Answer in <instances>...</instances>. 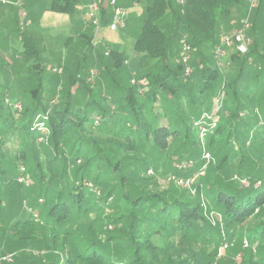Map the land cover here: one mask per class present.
I'll return each instance as SVG.
<instances>
[{
    "label": "trees",
    "instance_id": "obj_1",
    "mask_svg": "<svg viewBox=\"0 0 264 264\" xmlns=\"http://www.w3.org/2000/svg\"><path fill=\"white\" fill-rule=\"evenodd\" d=\"M243 2L185 0L176 24L163 28L172 4L155 0L134 46L154 64L112 96L109 112L81 114L71 91L50 103L37 95L20 111L0 94V241L31 245L32 264H218L225 258L217 260L220 247L231 248L243 228L248 264H264V179L249 167L253 156H264V48L254 42L245 55L233 49V76L216 61V24ZM76 6L77 0H52L50 10L71 15ZM23 42L36 56L34 42ZM109 54L120 69L124 55ZM99 67L96 61L87 72L97 69L99 79ZM82 74L69 86H86L88 110L99 80L93 87ZM90 126L107 137H94ZM41 149L52 156L43 159ZM164 157L178 159L174 170L187 171L176 178L194 179L193 189L173 182L180 190H158L147 174ZM30 181L40 188L35 197Z\"/></svg>",
    "mask_w": 264,
    "mask_h": 264
},
{
    "label": "crops",
    "instance_id": "obj_2",
    "mask_svg": "<svg viewBox=\"0 0 264 264\" xmlns=\"http://www.w3.org/2000/svg\"><path fill=\"white\" fill-rule=\"evenodd\" d=\"M16 3L18 0H11ZM52 0H24L22 7L17 5L5 6L0 10V65L1 71H6V64L17 67L18 72L25 70L21 64L24 57H29L24 48L23 38L27 37L35 44L36 50L39 46L41 33L46 31H61L60 35L68 36L66 53L64 58L65 67H83L85 75L81 80L88 77V69L99 61V82L103 83L107 92H110L115 85H120L124 77L120 75L121 70L113 68V60L110 52L114 51L124 55V65L129 67L130 83L134 82L133 77L142 73L143 70L151 67L154 61L144 54H137L134 46L139 36L146 11L153 6L155 0H120L119 6L128 11L125 28L112 31L109 26L113 20V10L108 0H101L97 17L99 25L95 26L89 16L92 0H77L76 10L73 14L56 13L50 10ZM172 6L168 8L162 22L163 28H171L176 24V11L182 6L180 0H168ZM242 5L233 9L229 17L221 18L216 29L219 33V40L224 36L231 35L240 27L241 21L249 18L251 30L249 38L251 44L258 43L264 47V0H256L257 7L250 8V0H243ZM22 11L26 12L28 25L22 30ZM38 56V50L36 52ZM33 56V57H36ZM4 65V66H3ZM77 65V66H76ZM87 74V76H86ZM107 74L104 78L103 75ZM132 76V78H131ZM109 77V78H108ZM108 78V79H107ZM9 79H11L9 77ZM17 79V78H15ZM65 84H69L71 76L66 72L63 76ZM2 79H0L1 84ZM3 88H6L3 87ZM8 88V87H7ZM73 88H82L76 83Z\"/></svg>",
    "mask_w": 264,
    "mask_h": 264
},
{
    "label": "rangeland",
    "instance_id": "obj_3",
    "mask_svg": "<svg viewBox=\"0 0 264 264\" xmlns=\"http://www.w3.org/2000/svg\"><path fill=\"white\" fill-rule=\"evenodd\" d=\"M60 33L61 31H51V30L42 32L41 39L38 43L39 46L37 47L38 56L24 57L23 61H21V64H24V66L22 67L24 68L26 67V69L20 70V73L18 72L16 66L10 64L5 65L6 71H1V65H0V79H2L0 84V90H1L0 94L2 101L3 100L5 101V98L10 100L11 103L20 111L23 109L24 105L29 104V102H31L33 99H36L37 97L42 99L43 103L46 102L50 103L48 100L53 101V99L57 102L60 97L67 95V92L71 91L70 100L74 103L75 105L74 107L76 109H82L81 114L87 113L88 115L93 116L97 114L100 110L109 112V110L111 109V103L116 104L117 101L115 99L112 101V96L113 97L121 96V93L123 92L122 89L129 88V86H131L132 82L130 83V79H129L130 78L129 67L127 65L126 66L122 65V67L119 69L121 70L120 75H123L122 77L124 78L121 81V83H119L120 84L119 86L115 85V87L117 88L116 90L113 88L110 91V94H114V95L111 96L110 94L107 95L109 97L108 100L102 97V95L105 92L103 83L102 84L101 82L99 84L97 83V86H95L96 87L95 92L92 93L93 100L96 101L97 103L94 104L95 105L94 108L91 107V109L85 110L86 102L87 100H89L90 97L89 92L85 88L86 86L85 87L82 86V88L80 89L70 87L69 84L68 85L65 84L63 80V76L65 75V70L66 72H69V76L74 75L77 71L80 70V72L81 71L83 72L82 77H84L85 73L83 69L87 68L88 64L83 63V67L80 68L75 67L74 65L70 68L65 67V63L63 60L65 58V53L67 51L66 45L68 41L66 40L68 39V36L60 35ZM251 47L252 44L249 47V51L251 50ZM233 52H234L233 49H229L226 51L224 57L220 61L216 60L218 68L221 70L223 74L227 75L228 77L233 76L235 74V71L231 64V56ZM253 67L254 69L258 68L257 65ZM60 69L62 70V72L57 73V70L59 71ZM9 77L11 79H9ZM134 78L135 77H133V79ZM5 86L6 88L7 87L8 88L3 89V87ZM99 130H100L99 128L92 129L91 126L88 128V132L92 133L94 137L98 139H105L107 135ZM14 151L15 150H12V153H14ZM41 152H42L41 156L43 159L46 158V155L52 156V152H49V155L43 149H41ZM141 156L142 159L148 161L147 155L142 153ZM176 161H178L177 158H173L171 160L169 157H164L157 163V165H155L156 169L154 167L150 168L153 171V174L151 175L147 174V177L155 179L157 186L159 188L158 190L163 191L165 189H172V188H176L180 190V188L175 186V183H173L172 178L176 176L185 175L187 169H185L182 172L175 171L173 166L176 163ZM249 167L254 173V175L252 176L258 178L261 177L262 179H264L263 155L258 154L256 156H253L252 163ZM58 170H59V166L57 167V171ZM56 172L55 175L57 174V177H59L60 172L59 171L57 173ZM262 182H263L262 180L261 181L259 180L257 184L261 186L260 183ZM243 184L245 185L247 184V182L244 181ZM30 185H31L29 187L30 195H32V197L37 196L38 190L40 189L38 188L39 185L35 186L31 181H30ZM47 186H48V182L44 183L42 187L44 188L42 190L43 192L47 190L46 188ZM96 190L98 189L96 188ZM31 192L33 194H31ZM26 205H28V203H26ZM37 207L40 209V206ZM32 208H34V206ZM38 208L35 209L37 213H39ZM243 232H244L243 228L237 230L236 234L238 235V238L235 240L234 245L230 248V251L228 250L225 253L226 254L225 258L222 261H220L218 264H223V261L228 260L230 257L233 258L232 260L233 264H248L247 261L249 260L250 250L248 248H243V242L240 239L244 234ZM1 240L2 241H0V244L3 247L2 248L0 247V259H2V256L8 254L6 255V257L7 258L9 257L10 259L9 264L33 263L34 259L32 257L36 255V251L34 250V248L31 247V245L29 244L16 245L8 239L5 240L2 238ZM243 249H245V251Z\"/></svg>",
    "mask_w": 264,
    "mask_h": 264
},
{
    "label": "built area",
    "instance_id": "obj_4",
    "mask_svg": "<svg viewBox=\"0 0 264 264\" xmlns=\"http://www.w3.org/2000/svg\"><path fill=\"white\" fill-rule=\"evenodd\" d=\"M119 1L120 0H108V3L110 5V7L113 10V20L111 25L109 26V28L112 31H116L122 28H125L126 26V19L128 16V11L122 7L119 6ZM185 0H180L181 4L184 3ZM101 2V0H92V5L90 8V13L89 16L92 20L93 25L98 26L99 25V20L97 17V13L99 11V3ZM24 3V0H18L16 3H13L11 0H0V10L2 8H4L5 6H9V5H17V6H22ZM257 7V3L256 0H250V8L251 10H254ZM22 15V19L23 22H21V27L22 30L25 29V27L28 25L27 21H26V12L22 11L21 13ZM251 29V22L249 20V18H246L244 20L241 21L240 27L235 30L231 35L228 36H224L221 41L220 44L218 45L217 49H216V59L218 61H220L227 50L229 49H235L237 52H239L242 55H245L248 53L249 51V47L251 45V41L249 38V31ZM189 51H190V47L185 46L184 50H183V57H182V61L184 64H187L189 62ZM187 74L190 75L191 74V69L188 67L187 68ZM61 73L62 70L60 69L59 71L57 70V73ZM98 78V70L97 69H91L89 71V75L88 78L86 79L87 83L90 84L91 86H95L96 85V80ZM209 117L207 115H204L202 118L201 123L199 122V126L201 129V133L202 136L204 134L207 133V122H208ZM204 158L205 160H207V162L210 161L211 159V155L209 153H205L204 154ZM180 168H185V166H180ZM205 169V167H204ZM204 169L202 170V172L200 173V175H204ZM150 173H152L150 171ZM172 181L175 182L177 185L182 186L184 188L187 189H193V185L195 180L194 179H177L176 177L172 178ZM230 243L225 242L219 249L218 252V256H217V260L222 259L225 256L226 251L230 248ZM245 248L248 247V244L246 243ZM5 261H10L9 257H4L2 259H0V264H3Z\"/></svg>",
    "mask_w": 264,
    "mask_h": 264
}]
</instances>
